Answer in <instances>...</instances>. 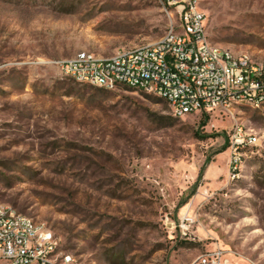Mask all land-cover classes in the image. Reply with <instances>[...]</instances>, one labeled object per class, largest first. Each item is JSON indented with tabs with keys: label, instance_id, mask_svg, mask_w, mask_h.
Returning <instances> with one entry per match:
<instances>
[{
	"label": "rangeland",
	"instance_id": "1",
	"mask_svg": "<svg viewBox=\"0 0 264 264\" xmlns=\"http://www.w3.org/2000/svg\"><path fill=\"white\" fill-rule=\"evenodd\" d=\"M168 1L0 0V202L77 264H189L216 246L264 264V106L177 118L56 64L159 40L177 20ZM197 1L212 42L264 58V0ZM236 125L257 140L231 167Z\"/></svg>",
	"mask_w": 264,
	"mask_h": 264
},
{
	"label": "built area",
	"instance_id": "2",
	"mask_svg": "<svg viewBox=\"0 0 264 264\" xmlns=\"http://www.w3.org/2000/svg\"><path fill=\"white\" fill-rule=\"evenodd\" d=\"M177 20L159 40L119 48L111 56L82 50L56 62L64 76L114 91L121 87L165 99L177 118L230 112L238 106H264V58L235 54L210 40L206 13L197 0H169ZM231 167L239 149L254 144L252 133L236 125L231 135ZM0 262L7 264H77L59 250L54 232L44 223L0 202ZM189 264H228L216 246Z\"/></svg>",
	"mask_w": 264,
	"mask_h": 264
},
{
	"label": "trees",
	"instance_id": "3",
	"mask_svg": "<svg viewBox=\"0 0 264 264\" xmlns=\"http://www.w3.org/2000/svg\"><path fill=\"white\" fill-rule=\"evenodd\" d=\"M128 89H130V88H128ZM131 90H133V89H131Z\"/></svg>",
	"mask_w": 264,
	"mask_h": 264
}]
</instances>
